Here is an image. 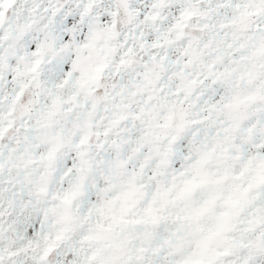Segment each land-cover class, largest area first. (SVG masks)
Masks as SVG:
<instances>
[{
    "label": "snow or ice",
    "instance_id": "1",
    "mask_svg": "<svg viewBox=\"0 0 264 264\" xmlns=\"http://www.w3.org/2000/svg\"><path fill=\"white\" fill-rule=\"evenodd\" d=\"M0 264H264V0H0Z\"/></svg>",
    "mask_w": 264,
    "mask_h": 264
}]
</instances>
